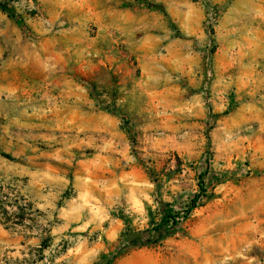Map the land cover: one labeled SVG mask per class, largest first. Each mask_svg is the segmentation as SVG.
Instances as JSON below:
<instances>
[{
    "label": "rangeland",
    "instance_id": "374dc122",
    "mask_svg": "<svg viewBox=\"0 0 264 264\" xmlns=\"http://www.w3.org/2000/svg\"><path fill=\"white\" fill-rule=\"evenodd\" d=\"M0 264H264V0H0Z\"/></svg>",
    "mask_w": 264,
    "mask_h": 264
},
{
    "label": "trees",
    "instance_id": "16d2710c",
    "mask_svg": "<svg viewBox=\"0 0 264 264\" xmlns=\"http://www.w3.org/2000/svg\"><path fill=\"white\" fill-rule=\"evenodd\" d=\"M9 14V12H8ZM203 177L204 175L201 174L200 175V182H199V188L201 190V192H204V188H203ZM197 199H198V196H196L193 200H192V205H191V210L195 209L196 208V203H197Z\"/></svg>",
    "mask_w": 264,
    "mask_h": 264
}]
</instances>
